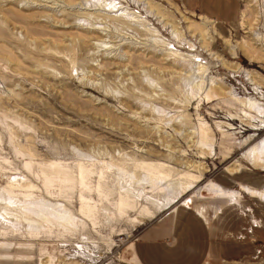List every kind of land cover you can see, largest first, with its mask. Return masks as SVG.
<instances>
[{
	"label": "rangeland",
	"instance_id": "374dc122",
	"mask_svg": "<svg viewBox=\"0 0 264 264\" xmlns=\"http://www.w3.org/2000/svg\"><path fill=\"white\" fill-rule=\"evenodd\" d=\"M235 1L208 19L150 0L177 41L131 0H0V259L138 264L142 230L190 209L208 264H264V199L242 189L264 192L244 156L264 139V0Z\"/></svg>",
	"mask_w": 264,
	"mask_h": 264
},
{
	"label": "crops",
	"instance_id": "0c3cea01",
	"mask_svg": "<svg viewBox=\"0 0 264 264\" xmlns=\"http://www.w3.org/2000/svg\"><path fill=\"white\" fill-rule=\"evenodd\" d=\"M188 4L190 10L208 19V15L217 12L230 18L238 17L240 12L235 0H189ZM208 5L213 9L209 10ZM198 215L190 209H180L152 222L133 243L134 260L138 264H208L213 251L210 227ZM0 264L33 263L1 258Z\"/></svg>",
	"mask_w": 264,
	"mask_h": 264
},
{
	"label": "bare ground",
	"instance_id": "6f19581e",
	"mask_svg": "<svg viewBox=\"0 0 264 264\" xmlns=\"http://www.w3.org/2000/svg\"><path fill=\"white\" fill-rule=\"evenodd\" d=\"M123 1H126V0H123ZM131 2H132V4L133 5H135V7L137 6V7H143V10L147 13V14H151V16H153V18H155V17H157L158 19H159V21L160 22H162L163 24H168L167 22H165L167 19L169 20L168 22L170 23H172L173 22V19H169V18H164L165 16H167V17H169V16H171V15H168V13L166 12V13H164L163 11H162V9H160L158 6L159 5H154L155 3H153V2H150V0H131ZM119 8H117V7H113V8H110L109 9V11L110 12H115L116 10H118V12H119V10H124L122 7V3L121 4H119V5H117ZM161 7V6H160ZM126 8V7H125ZM167 14V15H166ZM128 15V14H127ZM172 17V16H171ZM130 18V17H129ZM134 20V19H133ZM131 22V21H130ZM129 25H132V26H135L136 28H137V30H138V28H139V26L142 24V22H140L139 24L138 23H133V24H135V25H133V24H131V23H129V22H127ZM126 23V24H127ZM165 24V25H166ZM173 24V23H172ZM171 25V24H170ZM131 26V27H132ZM173 28H174V33H173V38L175 39V40H179V39H182L183 38V35H182V33H181V31L179 30V28L177 27V26H175V24H173V25H171ZM194 27V26H193ZM144 28V27H143ZM196 28V27H195ZM194 28V29H195ZM140 29H142L141 27H140ZM200 29V28H199ZM144 30V29H143ZM143 30H139L140 32H141V35L142 34H144L143 33ZM195 30H197V29H195ZM146 31V30H145ZM144 31V32H145ZM148 34V33H147ZM202 37H204V34L202 33V35H201ZM182 37V38H181ZM257 38H259V35H257ZM248 48V47H247ZM194 59V58H193ZM217 59V58H216ZM175 63L178 65L179 64V62L177 61V60H175ZM181 65V64H180ZM203 66V65H202ZM186 67V66H185ZM191 72H192V74L194 75V74H198V75H200V78L201 79H203V80H205V78H206V76H207V71L205 70V68L204 67H201V64H200V68L199 69H197V70H195V69H193L192 68V70H191ZM191 77H193V76H191ZM194 84V83H193ZM194 86H195V84H194ZM196 88V91H199L200 89H202V86H201V81H200V83H197L196 84V87H194L193 89H195ZM193 91H195V90H193ZM191 93V92H190ZM222 95V94H221ZM195 96V95H194ZM206 98H209V95H207V97ZM246 102V101H245ZM255 103H250V106L249 107H252L253 108V105H254ZM246 106V105H245ZM251 108V109H252ZM256 108V107H255ZM258 108V107H257ZM258 111H261V110H259L258 109ZM262 113V112H261ZM248 117V116H247ZM249 118V117H248ZM263 125V124H262ZM186 126V125H185ZM230 126H232V125H230ZM233 127V126H232ZM247 127V126H246ZM248 128H250V127H247V130H245V132H249V131H251L250 129H248ZM261 128V127H260ZM252 129V128H251ZM256 129H257V127H256ZM244 131V130H243ZM259 131H260V129H259ZM201 138V141H202V143H201V145L204 147V145L206 144L207 145V143L208 142H210V141H208V136L205 134V133H202V136L200 137ZM251 141H252V139H251ZM253 141H255V139H253ZM246 142H249L250 143V141H246ZM213 144V143H212ZM244 144V143H243ZM205 145V146H206ZM202 147V148H203ZM250 147V146H249ZM204 149V148H203ZM205 151V150H204ZM244 156H246V158H247V160L254 166V167H257L259 170H262V171H264V139L261 141V142H259V143H257V144H255L254 146H252V147H250L249 149H248V151L245 153V155ZM247 161V162H248ZM252 166V167H253ZM253 167V168H254ZM211 186V185H210ZM179 187V195H181V196H185V195H187V194H189V193H192V191L194 190V187H192V185H189V184H181V185H179L178 186ZM177 186H174V187H172L171 188V192L173 193V192H176L177 191ZM242 189L245 191V192H247V193H250V194H252V195H255V196H257V197H260V198H262V199H264V192H256L255 190H250V189H248V188H245V187H242ZM197 190V189H196ZM211 190H212V195L214 194L216 197H220V198H222V199H229V200H234V198L237 196V193L236 192H231V191H229V190H224L222 187H219L218 185H215V186H213L212 188H211ZM201 191V190H200ZM208 191H210V190H208ZM239 193V192H238ZM201 194V193H200ZM178 195V196H179ZM194 195V194H193ZM240 196V195H239ZM238 196V197H239ZM180 197V196H179Z\"/></svg>",
	"mask_w": 264,
	"mask_h": 264
}]
</instances>
